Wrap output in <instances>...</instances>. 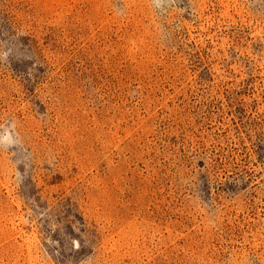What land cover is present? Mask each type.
<instances>
[{"label": "rangeland", "instance_id": "374dc122", "mask_svg": "<svg viewBox=\"0 0 264 264\" xmlns=\"http://www.w3.org/2000/svg\"><path fill=\"white\" fill-rule=\"evenodd\" d=\"M0 264H264V0H0Z\"/></svg>", "mask_w": 264, "mask_h": 264}]
</instances>
